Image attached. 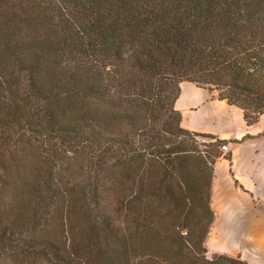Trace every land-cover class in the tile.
<instances>
[{
	"label": "trees",
	"instance_id": "obj_1",
	"mask_svg": "<svg viewBox=\"0 0 264 264\" xmlns=\"http://www.w3.org/2000/svg\"><path fill=\"white\" fill-rule=\"evenodd\" d=\"M183 82L259 121L264 0H0V264H249L204 242L250 137L183 129Z\"/></svg>",
	"mask_w": 264,
	"mask_h": 264
},
{
	"label": "crops",
	"instance_id": "obj_2",
	"mask_svg": "<svg viewBox=\"0 0 264 264\" xmlns=\"http://www.w3.org/2000/svg\"><path fill=\"white\" fill-rule=\"evenodd\" d=\"M175 109L181 114L180 126L185 130L230 140L250 137L231 148V163L221 159L214 167L211 199L215 214L213 224L215 234L218 228L225 232L224 240L216 241L217 244L223 241L227 244L226 241L231 238L245 235L247 212L244 205L254 207L256 229L264 228V137H258L264 131V114L256 124L247 126L239 109L217 100L216 94L189 82L180 84ZM220 168L225 169V175L219 174ZM234 180L244 191L234 185Z\"/></svg>",
	"mask_w": 264,
	"mask_h": 264
},
{
	"label": "rangeland",
	"instance_id": "obj_3",
	"mask_svg": "<svg viewBox=\"0 0 264 264\" xmlns=\"http://www.w3.org/2000/svg\"><path fill=\"white\" fill-rule=\"evenodd\" d=\"M211 94L216 93L213 92ZM220 173L225 175V169L220 168L219 174ZM253 208L254 207L252 205H244V209L247 212V219H245V225L247 226V229L244 233L245 235L239 234L235 238H231L230 241H226L227 244L224 243L225 241L220 243V245L217 244L216 241L220 239L222 240L225 236V232L223 229L218 228L215 234V227L212 223L204 242L207 258L211 259L216 255L225 254L232 257L240 256L249 264H264V228L256 229L255 223H257V214Z\"/></svg>",
	"mask_w": 264,
	"mask_h": 264
}]
</instances>
